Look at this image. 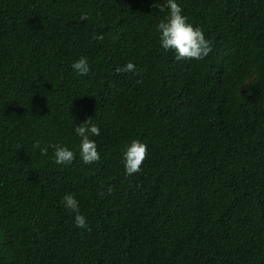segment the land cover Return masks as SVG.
<instances>
[{
	"label": "trees",
	"instance_id": "obj_1",
	"mask_svg": "<svg viewBox=\"0 0 264 264\" xmlns=\"http://www.w3.org/2000/svg\"><path fill=\"white\" fill-rule=\"evenodd\" d=\"M161 2L0 0V264H264V0H177L212 42L199 61L160 46ZM134 139L147 157L126 177Z\"/></svg>",
	"mask_w": 264,
	"mask_h": 264
},
{
	"label": "clouds",
	"instance_id": "obj_2",
	"mask_svg": "<svg viewBox=\"0 0 264 264\" xmlns=\"http://www.w3.org/2000/svg\"><path fill=\"white\" fill-rule=\"evenodd\" d=\"M152 6L158 8L159 12H165L167 10V15L156 25V30L159 33L158 39L160 46L165 51L171 50L174 53L175 60L199 61L209 56L212 51V42L205 38L200 28L193 27L187 21V17L182 15L183 10L177 0H164L161 3H154ZM81 20H88V16L82 15ZM94 38L98 40L104 39L102 35ZM71 67L81 76H87L90 72L89 62L83 56L74 62ZM135 70V65L131 62L115 69L118 74L135 72ZM74 132L79 137L78 152L82 163L84 165H90L99 162L100 153L97 150L96 143L90 137L98 136L100 132L98 126L92 122V117L74 127ZM33 147L39 149L42 156H47L48 150L51 148L53 150L52 158L57 165H71L76 159V153L74 151L60 144H50L41 147L40 141H36ZM146 157L147 145L139 140H132L123 152L125 176L129 177L138 173ZM99 194L103 195V192ZM60 203L66 210L74 214L75 227L88 229L89 226L86 218L80 214L79 202L75 194H65Z\"/></svg>",
	"mask_w": 264,
	"mask_h": 264
}]
</instances>
